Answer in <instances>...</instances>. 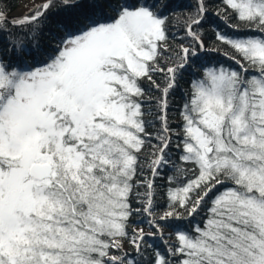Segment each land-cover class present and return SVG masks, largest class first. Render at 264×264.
Wrapping results in <instances>:
<instances>
[{
  "label": "snow or ice",
  "instance_id": "obj_1",
  "mask_svg": "<svg viewBox=\"0 0 264 264\" xmlns=\"http://www.w3.org/2000/svg\"><path fill=\"white\" fill-rule=\"evenodd\" d=\"M181 7L0 0V264H264V0Z\"/></svg>",
  "mask_w": 264,
  "mask_h": 264
},
{
  "label": "trees",
  "instance_id": "obj_2",
  "mask_svg": "<svg viewBox=\"0 0 264 264\" xmlns=\"http://www.w3.org/2000/svg\"><path fill=\"white\" fill-rule=\"evenodd\" d=\"M20 0H4V2L8 5V7L11 9L9 14L18 6ZM174 4L176 5H182L183 7L178 8L177 11L183 13L184 15H187L192 9L188 7L189 5L193 4L194 0H173ZM38 5V4H37ZM220 5V0H208V17L207 22L204 25V28L201 29V31L205 34V44L206 46L211 49L214 45L215 41V31L217 29V26H219V30L225 33L232 32V29L228 27V25L221 20L218 16H216V9ZM29 8L24 14H26L28 11H30L33 7ZM68 10L57 8L53 9L52 12L49 13V18L45 21V26L43 29V35L40 37L41 40V48L43 51L38 52L36 56V62H40L43 59H46V56L44 55V52H51V48L48 47L51 44L52 38L57 33V20L62 18ZM183 27L182 23H178L175 20L172 21L170 25V32H179L181 28ZM182 34V33H181ZM220 51L218 52H206L201 53V56L204 58L202 62L205 63H222L225 66L231 65L232 67H237L232 61L228 60L224 55L225 46L219 45ZM29 63H32V61H29ZM191 79L189 74H185L184 79L180 81V87L175 91V93L170 97L171 100V110L169 112V115L172 117L171 123L172 126L175 127L178 123V111L177 109L182 104V92L184 89L188 88L189 84L188 81ZM169 175L172 174L171 171L168 173ZM157 183L159 185H166L167 181L162 178H157ZM166 190V189H162ZM161 204L164 203L163 200L159 201ZM138 218L133 217L132 220L135 222ZM202 219L201 216H197L196 219L193 221V223L196 222V220ZM167 235V234H166ZM155 244V247L163 250L164 245L161 241L156 240L153 242ZM151 254V250L150 253ZM147 258V255H146Z\"/></svg>",
  "mask_w": 264,
  "mask_h": 264
},
{
  "label": "rangeland",
  "instance_id": "obj_3",
  "mask_svg": "<svg viewBox=\"0 0 264 264\" xmlns=\"http://www.w3.org/2000/svg\"><path fill=\"white\" fill-rule=\"evenodd\" d=\"M42 2L43 0H20L18 6L9 14V16L24 14L29 8Z\"/></svg>",
  "mask_w": 264,
  "mask_h": 264
}]
</instances>
